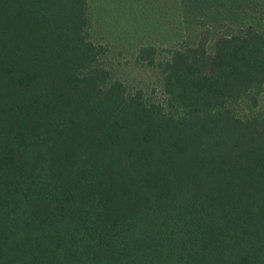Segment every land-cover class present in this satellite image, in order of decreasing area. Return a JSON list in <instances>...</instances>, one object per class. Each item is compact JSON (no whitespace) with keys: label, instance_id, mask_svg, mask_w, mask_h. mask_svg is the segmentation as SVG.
<instances>
[{"label":"trees","instance_id":"1","mask_svg":"<svg viewBox=\"0 0 264 264\" xmlns=\"http://www.w3.org/2000/svg\"><path fill=\"white\" fill-rule=\"evenodd\" d=\"M182 4L150 92L90 0H0V264H264V0Z\"/></svg>","mask_w":264,"mask_h":264},{"label":"rangeland","instance_id":"2","mask_svg":"<svg viewBox=\"0 0 264 264\" xmlns=\"http://www.w3.org/2000/svg\"><path fill=\"white\" fill-rule=\"evenodd\" d=\"M183 0H90L94 16L95 41L110 44L107 63L131 87L157 92L159 74L136 62L142 45L154 44L165 49L191 33H200L197 9L186 8ZM191 15V19L189 18ZM188 20H191L188 22ZM185 21V29L181 25ZM212 41L209 47L213 51Z\"/></svg>","mask_w":264,"mask_h":264}]
</instances>
